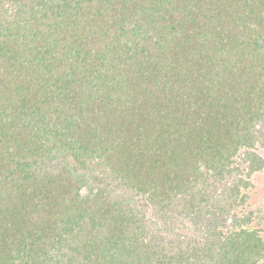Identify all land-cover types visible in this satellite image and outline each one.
Returning <instances> with one entry per match:
<instances>
[{"label":"trees","instance_id":"obj_1","mask_svg":"<svg viewBox=\"0 0 264 264\" xmlns=\"http://www.w3.org/2000/svg\"><path fill=\"white\" fill-rule=\"evenodd\" d=\"M257 149L264 0H0V264H264Z\"/></svg>","mask_w":264,"mask_h":264},{"label":"rangeland","instance_id":"obj_2","mask_svg":"<svg viewBox=\"0 0 264 264\" xmlns=\"http://www.w3.org/2000/svg\"><path fill=\"white\" fill-rule=\"evenodd\" d=\"M257 153L264 158V150L257 149ZM250 181L252 187L243 191L248 196V203L246 210L251 212H259L258 216H261V213L264 211V168L259 172H255ZM262 226V225H261ZM260 237L264 241V228L260 232Z\"/></svg>","mask_w":264,"mask_h":264}]
</instances>
